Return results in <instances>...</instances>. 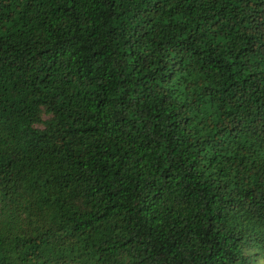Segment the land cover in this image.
<instances>
[{"label":"trees","instance_id":"trees-1","mask_svg":"<svg viewBox=\"0 0 264 264\" xmlns=\"http://www.w3.org/2000/svg\"><path fill=\"white\" fill-rule=\"evenodd\" d=\"M264 257V0H0V264Z\"/></svg>","mask_w":264,"mask_h":264},{"label":"rangeland","instance_id":"rangeland-1","mask_svg":"<svg viewBox=\"0 0 264 264\" xmlns=\"http://www.w3.org/2000/svg\"><path fill=\"white\" fill-rule=\"evenodd\" d=\"M253 264H264V257H256Z\"/></svg>","mask_w":264,"mask_h":264}]
</instances>
